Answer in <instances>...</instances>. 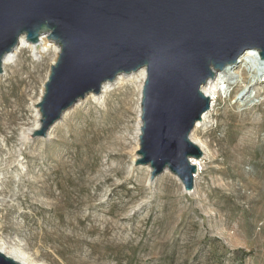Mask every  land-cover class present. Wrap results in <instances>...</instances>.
<instances>
[{
    "label": "rangeland",
    "instance_id": "1",
    "mask_svg": "<svg viewBox=\"0 0 264 264\" xmlns=\"http://www.w3.org/2000/svg\"><path fill=\"white\" fill-rule=\"evenodd\" d=\"M48 56L25 50L0 76V248L22 250L29 264H264V82L252 105H233V88L217 99L194 135L207 150L185 193L171 173L150 184L146 167H133V85L85 100L46 139L24 141Z\"/></svg>",
    "mask_w": 264,
    "mask_h": 264
},
{
    "label": "water",
    "instance_id": "2",
    "mask_svg": "<svg viewBox=\"0 0 264 264\" xmlns=\"http://www.w3.org/2000/svg\"><path fill=\"white\" fill-rule=\"evenodd\" d=\"M59 47L38 106L47 137L64 113L120 74L146 68L135 166L155 181L169 170L195 190L190 138L210 109L201 87L248 50L264 61V0H0V75L5 56L26 36ZM0 264H20L0 253Z\"/></svg>",
    "mask_w": 264,
    "mask_h": 264
},
{
    "label": "bare ground",
    "instance_id": "3",
    "mask_svg": "<svg viewBox=\"0 0 264 264\" xmlns=\"http://www.w3.org/2000/svg\"><path fill=\"white\" fill-rule=\"evenodd\" d=\"M25 50L30 51L31 53H33V55L36 58H41V59H43L45 56L50 55L51 53H54V58H53V64H54L58 58L60 47L54 41H52L46 34H43L40 36L38 43H32L28 41L26 36L23 35L20 37L19 43L14 48V50L5 56L4 61H3L4 71L9 66L14 67L13 64H15V62L19 58V55ZM146 77H147L146 68H142L130 74H120L116 77L115 80L104 83L99 94L90 93L84 99H80L72 108L67 110L64 113L62 119L58 121L51 128V130L48 132V135H50L51 132L54 130V128H56L73 111H75L76 108L85 100L92 99L96 103H101L102 101H104L105 96L115 87L128 84V85L136 86V88L139 91V95H140L139 106H138L139 121L137 124V129H136V134H135V141L137 144V148H139L140 147L139 138H140L141 126H142V122H141L142 90H143ZM262 82H264V61L261 60L260 51L259 50H248L239 57L238 61L235 64L229 65L225 67L223 70L216 72L213 78H210L205 84L202 85L201 91L204 94V96L210 99L211 106H210V109L203 114L201 120L197 122L194 130L192 131L190 138L194 144H196L200 149H202L204 154H206V150H207L205 144L199 138L195 139L194 135L195 133L197 134L198 131L203 132L208 129L210 120L217 113V108H218L217 99L220 98L221 94L222 93L228 94L233 88V90L237 94L240 92V95H238L239 97L234 98L233 105H237L238 107L249 106V105H252L253 103V100L250 99L251 98L250 93L255 88L260 86ZM43 92L44 91L42 90V94ZM36 109H37L36 111L37 119H36L35 125L32 128H29L25 132L22 133V139L27 142L31 141L32 139L33 140L46 139L48 137V136L41 137V138L33 137L34 132L39 130L42 125L39 107L38 108L36 107ZM137 158H138V154L135 156L133 165H135ZM204 160H205L204 156L201 159L192 160L198 168L197 174L201 173V171L203 170ZM133 167H137V166H133ZM145 167L148 171L150 184H153L160 176L171 173L169 170H166L155 181H152L151 180L152 169L150 166H145ZM197 174H196L195 179L197 178ZM175 178L177 177L175 176ZM185 193H188V192H185ZM0 253L5 254L6 256H8L9 258L15 260L16 262L20 264H29L26 261V254L22 252V250L11 248V251L8 252L6 249L0 248ZM30 264H36V263L33 262Z\"/></svg>",
    "mask_w": 264,
    "mask_h": 264
}]
</instances>
